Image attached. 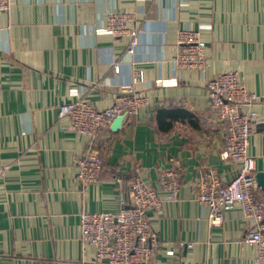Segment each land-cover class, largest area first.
Wrapping results in <instances>:
<instances>
[{
	"label": "crops",
	"instance_id": "0c3cea01",
	"mask_svg": "<svg viewBox=\"0 0 264 264\" xmlns=\"http://www.w3.org/2000/svg\"><path fill=\"white\" fill-rule=\"evenodd\" d=\"M110 12L134 16V55L106 28ZM183 29L206 43L203 69L176 67ZM226 69L257 97L248 150L264 172V0H9L0 9V264H107L82 241L80 214L132 202L135 164L153 186L162 169L181 177L175 199L149 215L151 264H264L244 241L251 223L239 205L211 225L196 200L201 172L228 181L239 168L220 156L223 127L207 101L206 81ZM128 88L147 104L103 131L94 147L102 174L81 185L76 161L89 139L70 129L61 106L86 100L105 109Z\"/></svg>",
	"mask_w": 264,
	"mask_h": 264
},
{
	"label": "built area",
	"instance_id": "2783aa9c",
	"mask_svg": "<svg viewBox=\"0 0 264 264\" xmlns=\"http://www.w3.org/2000/svg\"><path fill=\"white\" fill-rule=\"evenodd\" d=\"M9 0H0V9H7ZM106 28L118 39L127 38L126 52L134 55L139 45L141 29L135 26L132 13L110 12ZM206 43L199 34L183 29L177 35L176 67L203 69L206 65ZM116 73L120 61L113 64ZM137 78L134 77V81ZM209 108L223 127L224 140L220 149L223 160L239 163L236 174L228 181L213 168L201 172L195 181L196 200L209 209L208 221L220 225L224 211L239 205L248 225L244 241L255 248V261L264 262V188L256 179V158L249 154L251 120L256 117L252 107L256 96L250 93L237 70L226 69L206 81ZM147 104L143 93L128 88L114 98L113 104L98 109L91 102L77 100L61 106V114L70 119V129L89 139L88 149L79 157L76 179L81 185L96 182L103 171L104 158L94 150L103 131L115 118L127 119ZM245 107L250 109L245 110ZM180 172L162 169L157 186L146 182L142 168L132 169L130 191L132 202L121 201V207L111 212L80 214L81 239L95 245V261L107 264H151L157 248V235L150 223V213L160 211L165 201L175 199L180 191ZM172 254V251L168 252Z\"/></svg>",
	"mask_w": 264,
	"mask_h": 264
},
{
	"label": "water",
	"instance_id": "95a60500",
	"mask_svg": "<svg viewBox=\"0 0 264 264\" xmlns=\"http://www.w3.org/2000/svg\"><path fill=\"white\" fill-rule=\"evenodd\" d=\"M124 120V116H118L117 118L114 119V121L111 124V129L113 131H116L118 128H120L122 122ZM256 179L257 182L259 184V186H261L262 188H264V172H257L256 173Z\"/></svg>",
	"mask_w": 264,
	"mask_h": 264
},
{
	"label": "trees",
	"instance_id": "16d2710c",
	"mask_svg": "<svg viewBox=\"0 0 264 264\" xmlns=\"http://www.w3.org/2000/svg\"><path fill=\"white\" fill-rule=\"evenodd\" d=\"M165 113H166L165 111H164V112H161V113H160V117L164 116ZM161 115H162V116H161Z\"/></svg>",
	"mask_w": 264,
	"mask_h": 264
}]
</instances>
